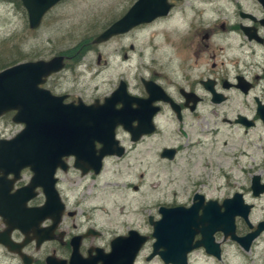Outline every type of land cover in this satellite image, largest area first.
Masks as SVG:
<instances>
[{"label": "rangeland", "instance_id": "374dc122", "mask_svg": "<svg viewBox=\"0 0 264 264\" xmlns=\"http://www.w3.org/2000/svg\"><path fill=\"white\" fill-rule=\"evenodd\" d=\"M135 1L64 0L44 16L38 29L31 30L19 0H0V44L5 41L11 46L0 49V63L10 66L63 54L68 60L64 70L54 74L59 84L57 92L68 90L87 100L102 99L123 80L128 91L139 94L142 92L140 79L146 77L148 70L163 69L166 64L172 68L177 65L176 43L172 44L170 29H183L186 17L193 15V7L205 9V15L213 14V10H216L215 15H220L227 5V0H210V7L206 3L209 0H190L167 20L113 37L105 43L91 44L96 35L120 18ZM11 36L15 39L7 41ZM98 54L101 55L99 62ZM254 108L251 99L235 98L225 111L237 110L251 115ZM12 116L0 118V139L12 138L22 129V125L12 122ZM223 116L229 117L215 111L206 120L217 122L224 134L222 138L227 141L240 138L241 131L220 121ZM189 122L192 124L191 138L196 139L197 119ZM206 138L209 142L210 136ZM162 140L160 146L174 143L168 135H163ZM158 147L141 146L131 152V160H106L97 177H80L74 170L64 176L60 181L61 195L66 197L67 208L77 212L67 222L76 225V229L86 226L100 229L102 244L108 248L112 238L125 235L129 229L150 236L149 216L157 220L160 206L189 203L192 193L198 189L208 190L207 194L217 200L239 192L246 203L254 206L249 215L250 223L255 226L264 220V194L254 197L250 189L253 175L264 181V140L260 149L248 146L246 157L232 151L230 159L211 155V158L185 160L179 156L172 163H164L155 156ZM68 162L72 167V159ZM236 225L237 234H244L247 229L244 222L237 218ZM216 241L221 244V261L207 258L199 248L189 255V264H264V233L248 252L230 239L223 241L222 233L216 234ZM152 242L150 238L145 244L136 264H164L158 257L146 260Z\"/></svg>", "mask_w": 264, "mask_h": 264}, {"label": "flooded vegetation", "instance_id": "af4514ba", "mask_svg": "<svg viewBox=\"0 0 264 264\" xmlns=\"http://www.w3.org/2000/svg\"><path fill=\"white\" fill-rule=\"evenodd\" d=\"M63 1L61 0L57 5ZM189 1L168 0L171 7L165 16L158 17L147 24L138 25L132 28L131 31L171 18L177 8L187 2L189 4ZM206 3L207 7L212 5L210 0ZM192 13L193 15L186 17L183 29L176 30L172 28L168 32L172 35V44L173 42L176 43L174 45L177 51L176 67L172 68L170 64L169 66L166 64L163 69L159 67L155 70H148L146 77L140 79L142 92L139 94L132 93L127 88V92L131 96L150 100L148 104L138 109L135 103H131L130 130H125L121 125L115 128L114 136L119 146L123 148L122 155L119 157H104L102 169L98 174L93 171L82 174L79 169L74 168L73 157L65 159L68 165L66 170L60 168L56 170V189L64 204V210L58 224H53V221L49 218L44 220L39 225V228L46 230L44 234L34 232L24 234L19 230L16 226L18 217H14V215L22 211L24 195L21 198L14 195L17 190L29 185L33 173L28 168L22 169L19 173V179L15 182H10L14 179L13 174L7 175L6 187L9 188V191L0 200V211L5 215V217L0 216V264H56L61 260L69 262L75 251V244L77 245L76 251L81 258L95 259L97 264H101L100 260L103 254L110 251V242L117 236L110 240L107 248L102 244L103 233L100 229L95 226L76 229V225L67 222L68 219H73L77 212L67 208L66 197L61 195L60 181L72 170L79 173L80 177H97L102 172L106 160H131V152L144 145H149V147L152 145L154 147L159 146L155 150V156L164 163H172L179 156V158L185 160L211 158V155L212 157L218 156L230 159L232 151L239 153L238 156L242 154L246 157L248 146L250 149L256 147L260 149L263 146L264 118L258 113V107L264 105V0H227V5L219 12L220 15L214 14L216 10H213L211 15H205V9L197 7H193ZM130 49L132 51L133 46ZM123 56L127 58L126 54ZM67 60L68 58L65 56V62ZM97 60L98 62L101 60V55L98 54ZM160 65L158 64V66ZM55 76L53 74L48 77L43 87L56 96H65L64 103L77 104L81 101L86 105H90L95 103L96 100L103 103L105 97L87 100L83 96L74 95L68 90L57 92L59 84ZM143 82L148 83V86H150L148 90ZM235 98L239 100L251 99L255 104L253 113L247 115L237 110L225 111V109H228L229 104L232 105ZM121 106L122 104L119 103L116 108ZM135 110H138L137 114L152 115L153 131L142 134L139 138H136L134 133L131 134V126L133 128L138 126V122L134 118L137 115ZM215 111H221L229 115V117H221L220 121L241 131L240 138L231 139L230 141L222 138L224 134L221 133L218 123H210L206 120V117L211 116ZM9 114L13 115V112L5 115ZM195 119L198 122V128L194 132V135L197 136L196 139L191 138L193 135L190 132L192 124L189 122ZM200 122H202V125ZM247 123H251L250 126L247 127ZM163 135L170 136L174 143L160 146ZM208 135L210 136L209 142L206 138ZM175 136L176 138H173ZM101 147L102 144H96L97 149ZM164 150L173 151L172 159L167 156L162 157ZM68 159H72V167L69 165ZM200 185L201 183H199ZM31 193L33 196L26 202L27 208H37L43 205L44 193L42 188H34ZM207 193L208 190L198 189L192 193L189 203H174L160 207L171 209L176 207L190 208L192 205H199L198 213L200 215L203 213L204 208L208 209L206 208L208 202L217 201L218 205L221 206L225 199L233 196V194H227L217 200ZM223 210L224 208L221 207V211ZM149 217L148 224L151 226ZM239 219L244 222L247 229L244 234H237V232L236 234L244 236L252 229L248 227L242 218ZM217 233L214 234L215 241ZM145 236L147 242L152 238L151 235ZM43 237H48V239L38 243L37 238L44 239ZM199 239L200 236L197 235L194 242ZM225 240L223 239V241ZM1 241L9 246L4 245ZM152 244L147 261H151V259L148 260V257L153 251ZM195 250L193 249L187 254V264H189V255ZM207 255L209 259L221 261V258L216 259L213 255ZM22 256H25L26 259L23 260Z\"/></svg>", "mask_w": 264, "mask_h": 264}, {"label": "water", "instance_id": "95a60500", "mask_svg": "<svg viewBox=\"0 0 264 264\" xmlns=\"http://www.w3.org/2000/svg\"><path fill=\"white\" fill-rule=\"evenodd\" d=\"M61 0H20L27 14L28 27L36 30L40 27L45 14ZM171 5L168 0H136L128 10L91 41L101 44L111 38L128 33L132 28L147 24L154 19L165 16ZM65 56L55 55L50 59L20 62L0 71V117L13 112V123L22 125V129L12 138L0 139V200L7 194V175L13 174L15 182L22 169L28 168L33 173L28 186L17 190L14 195L23 198L22 211L18 217L17 227L24 234L29 232L44 234L40 223L51 219L53 224L60 222L64 204L56 189L55 172L58 168L66 170V158L73 157V166L82 174L93 171L98 174L102 169V160L106 156H121L123 148L115 139V128L121 125L130 130L129 114L131 103L137 109L148 104L150 99L133 97L127 92L126 83L120 81L115 90L103 99V103L86 105L64 103L65 96L53 95L42 87L46 79L62 71ZM146 89L150 86L143 82ZM152 86V85H151ZM153 87V86H152ZM122 104L116 108L117 104ZM138 110H135V114ZM258 113L264 118V105H259ZM150 116V117H149ZM137 114L134 118L138 126H131V134L139 138L142 134L153 131L152 115ZM133 120V119H131ZM251 123H247V127ZM102 144L97 149L96 144ZM172 150H164L162 157L172 159ZM8 181V180H7ZM254 197L264 194V182L254 175L250 181ZM42 188L44 203L37 208H27L26 202L33 196L34 188ZM221 207L224 208L221 211ZM199 205L190 208L176 207L167 209L159 207L160 219L152 226V253L148 260L158 256L165 264H187V254L193 249L204 251L221 258L220 243L214 234L222 233L223 239L230 238L245 252L251 243L264 232V220L255 229L249 221L253 205L245 203L241 193H234L225 199L222 205L217 201L207 203L199 215ZM0 216L5 217L4 213ZM10 216V214H9ZM242 218L251 232L244 236L236 234V218ZM200 239L194 242L195 237ZM37 238L42 242L48 237ZM147 242V237L136 230H129L125 236H117L110 242V251L103 254L101 264H135L139 251ZM6 246L7 243L1 241ZM75 251L69 262L61 260L56 264H97L95 259H83ZM22 259H26L22 256Z\"/></svg>", "mask_w": 264, "mask_h": 264}, {"label": "trees", "instance_id": "16d2710c", "mask_svg": "<svg viewBox=\"0 0 264 264\" xmlns=\"http://www.w3.org/2000/svg\"><path fill=\"white\" fill-rule=\"evenodd\" d=\"M19 4H21L20 1H19ZM13 39H15V36H11V37H9L7 41H13ZM9 44H10V42L7 43V42L3 41V42L0 44V49L3 48V47H5V46H7V47H11ZM15 64H17V63H14V64H12V65H15ZM12 65H10V66H12ZM7 67H9V65L6 66L5 64L2 65V64L0 63V71L3 70V69H5V68H7Z\"/></svg>", "mask_w": 264, "mask_h": 264}, {"label": "bare ground", "instance_id": "6f19581e", "mask_svg": "<svg viewBox=\"0 0 264 264\" xmlns=\"http://www.w3.org/2000/svg\"><path fill=\"white\" fill-rule=\"evenodd\" d=\"M164 23V22H163ZM168 24V23H167Z\"/></svg>", "mask_w": 264, "mask_h": 264}]
</instances>
